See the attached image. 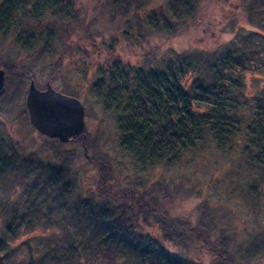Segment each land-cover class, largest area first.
I'll return each mask as SVG.
<instances>
[{"label":"rangeland","instance_id":"374dc122","mask_svg":"<svg viewBox=\"0 0 264 264\" xmlns=\"http://www.w3.org/2000/svg\"><path fill=\"white\" fill-rule=\"evenodd\" d=\"M62 1L69 2L63 18L48 13L40 17L39 23L26 20L30 27L41 26V30L35 29L38 32L28 31L34 33L31 37L41 39L35 50L22 48L10 33L0 32V68L5 72V91L0 96V159L7 162L12 156L15 163H5L0 173V264H93L89 255L93 243L86 236L87 225L76 222L86 200H100V209L109 206L107 200L96 195L103 187L98 179V161L108 162V158L113 170L107 178V188L112 189L109 194L114 198L131 203L132 194H127L125 186L150 184L163 175L160 180L166 184L157 195L158 206L154 211L165 209L169 218L189 216L203 198L209 206L224 207L239 222L238 235L228 245L239 259L238 264H264V160L258 164L250 162L242 148L235 154L204 149L188 157L190 160L181 166L180 177L173 176L175 171L171 168L142 171L128 162L117 147L114 115L106 114L90 80L95 74L105 75L106 70L116 65L129 71L136 68L149 48L159 47L163 36L148 33L144 42L139 37V43L129 34L125 36L124 19L109 18L116 12L117 0ZM164 2L151 0V5L157 7L161 3V11L170 16ZM250 5L259 19L254 24L262 26L264 0H200L199 8L191 16L175 23V33L159 51L172 56L176 49H189L194 55L220 56L232 43L244 50L257 51L245 69L247 91L257 95L258 89H264V37L245 16ZM146 28L144 25L142 30ZM136 33L140 36L137 29ZM30 80L39 89L48 81L54 89L81 102L87 101L85 128L80 135L61 143L32 128L24 105ZM53 179L64 181L62 189L68 191L62 202L48 186ZM177 182L185 185L184 194L189 193L192 185H202L204 192L198 197L184 196L183 202H172L173 196L180 195L176 193L171 198L164 196L163 191L171 190ZM73 197L75 201L68 204ZM194 214L195 219L198 215ZM129 215L132 216L130 209L125 216ZM129 233L134 236L135 246L150 248L157 244L172 260L183 264H210L216 254V250L207 248L209 245L197 237L193 243L189 237L183 241L176 236L170 239L168 227L152 216L136 217ZM251 250L258 252L247 258ZM142 261L135 251L128 250L110 264H142Z\"/></svg>","mask_w":264,"mask_h":264},{"label":"trees","instance_id":"16d2710c","mask_svg":"<svg viewBox=\"0 0 264 264\" xmlns=\"http://www.w3.org/2000/svg\"><path fill=\"white\" fill-rule=\"evenodd\" d=\"M199 2L166 0L164 3L168 6L169 16L161 11L162 2L154 7L151 0H117L116 12L109 18H123L126 22L124 34H129L135 43L144 42L149 37L148 33L162 35L158 42L160 47L175 33V23L191 16L199 8ZM67 8L69 2L62 0H0V32L10 33L22 48L35 50L41 39L31 37L34 33L28 31L41 30V26L30 27L26 20L39 23L40 17L48 13L63 18ZM245 12L249 24L264 37V24H254L259 19L253 7L250 5ZM144 25L147 27L145 31L142 30ZM23 33L27 34L24 36ZM159 47L149 48L131 71L116 65L106 70L105 75L95 74L90 80L95 97L103 103L106 114L112 112L114 115L117 147L124 158L142 171L171 168L175 177H180L181 166L190 160L189 156L210 148L234 154L242 148L250 162L261 163L264 160V89L260 88L257 95H251L245 81L246 65L251 63L252 55L257 51L244 50L232 43L220 56L194 55L189 49H176L169 56L159 51ZM81 103L85 112L87 101ZM11 159L7 162L0 159V173L6 164H15ZM106 160L108 162L98 161V179L103 187L96 195L107 200L109 206L100 209V200H81V215L76 222L87 225L86 236L93 243L89 254L93 264H110L128 250L142 257V264L184 263L172 260L170 254L157 244L150 248L135 246L134 236L129 231L132 221L139 215L158 218L162 226L168 227L170 239L176 236L178 241H183L189 237L193 243L197 237L203 244H208L207 248L216 250L210 264L239 263V259L229 251V244L234 243L238 235L239 222L233 212L224 207L209 206L205 198L193 210L198 215L195 219L192 211L189 216L171 218L165 209L154 211L158 206L157 195L166 184L160 180L163 177L161 173H158L160 178L155 177L150 184L125 186L129 190L127 194H132L131 203L114 198L109 194L112 189L107 188L113 164L109 158ZM63 184L64 181L55 179L48 181L49 188L56 192L60 202L68 197V191L62 189ZM188 191L184 194L185 185L177 182L171 190L163 191V195L172 198L177 193L180 196H173L172 202H183L184 196H200L202 185H192ZM74 201L73 197L68 204ZM129 209L132 216H125ZM255 251L258 252L248 251L247 258L256 255Z\"/></svg>","mask_w":264,"mask_h":264},{"label":"water","instance_id":"95a60500","mask_svg":"<svg viewBox=\"0 0 264 264\" xmlns=\"http://www.w3.org/2000/svg\"><path fill=\"white\" fill-rule=\"evenodd\" d=\"M5 72L0 68V96L5 91ZM24 105L29 124L38 133L65 143L84 129V106L74 96L54 89L47 81L43 89L28 83Z\"/></svg>","mask_w":264,"mask_h":264}]
</instances>
